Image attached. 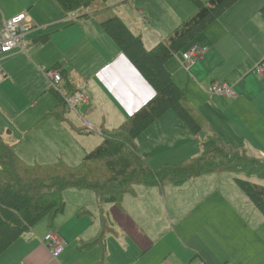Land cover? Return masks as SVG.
Masks as SVG:
<instances>
[{
	"label": "crops",
	"instance_id": "crops-1",
	"mask_svg": "<svg viewBox=\"0 0 264 264\" xmlns=\"http://www.w3.org/2000/svg\"><path fill=\"white\" fill-rule=\"evenodd\" d=\"M106 3L141 35L147 49L155 47L196 10L191 0ZM35 4L43 7V20L35 8L30 11ZM121 7L133 20L124 17ZM26 12L29 31L23 40L32 39L24 51L17 48L0 54L4 55L0 88L11 81L17 64L32 66L38 79L34 86L39 81L41 85L34 88L33 93L39 92L28 106L31 114L21 122L3 116L0 134L15 144L30 164L59 159L69 165L79 160V164L102 142V129L120 126L154 95V90L96 17L71 24L78 13L67 15L56 2L46 0H34ZM46 37L45 42L50 37L47 44L31 46L30 40L44 42ZM195 43L207 51L189 70L185 68L184 84L175 79L172 60L167 62L175 83L217 136L252 155L264 156V82L255 71L260 64L264 67V0H237L197 36ZM27 51L31 58L24 53ZM35 62L43 63V70L34 66ZM90 62L92 67L85 75V65ZM58 65L63 71L58 84L62 94L81 89L88 98L78 110L89 127L82 125L78 114L77 124L66 114V120L50 117L39 124L58 103L45 79V73ZM213 83L232 86L236 97L207 92ZM95 130L102 138L89 140L87 136ZM209 133L193 134L175 112L168 111L137 138V151L148 162L155 161L153 169L159 170L201 155ZM159 161L164 164H157ZM219 173L193 177L182 185H137L120 204L101 205L91 190L68 189L65 209L52 226L47 219L40 221L0 255V264H193L198 259L207 264H264V215ZM50 230L58 232L65 242L57 257L43 242ZM101 232L102 241L86 247L102 237Z\"/></svg>",
	"mask_w": 264,
	"mask_h": 264
},
{
	"label": "trees",
	"instance_id": "trees-1",
	"mask_svg": "<svg viewBox=\"0 0 264 264\" xmlns=\"http://www.w3.org/2000/svg\"><path fill=\"white\" fill-rule=\"evenodd\" d=\"M191 1L195 12L155 47L147 49L141 35L135 34L106 0H55L67 15L79 14L71 24L96 17L122 54L152 86L154 95L120 126L102 129V142L77 165L62 159L30 164L19 155L16 145L0 134V255L40 221L47 219L52 226L65 209V191L72 188L95 192L101 205L120 204L126 194L134 193L137 185H182L193 177L216 171L244 173L248 178L236 177V182L264 215V185L249 179L253 175L264 179V156L252 155L217 136L166 67L174 55L195 43L197 36L237 0ZM50 89L58 103L39 124L50 117L66 120V95L61 89ZM170 110L193 134L210 133L203 141L201 155L155 170L137 151L136 140ZM101 236L86 247L101 242L104 233Z\"/></svg>",
	"mask_w": 264,
	"mask_h": 264
},
{
	"label": "rangeland",
	"instance_id": "rangeland-1",
	"mask_svg": "<svg viewBox=\"0 0 264 264\" xmlns=\"http://www.w3.org/2000/svg\"><path fill=\"white\" fill-rule=\"evenodd\" d=\"M46 1H51V3H53L55 5V1L54 0H46ZM33 2H34V0H0V10L2 12L3 19H5V20L11 19V17H10V16H12L11 14L16 13L20 9H23L24 11L23 10L22 11L25 12L26 15L28 16V13L26 11L28 10V6L33 4ZM34 8H35V12L39 16V18L41 20H43L44 19L43 7L40 6V5L37 6V4H35V6L30 9V11L32 9H34ZM120 10L124 14V17L127 20H133V16H131L130 14L126 13L123 10L122 7L120 8ZM38 24H39V26H43L44 23L43 24L38 23ZM28 31L25 33V35H27ZM29 39H32V38L25 37V39L22 41V45H27V43H30ZM49 40H50V37H49ZM49 40L47 42H45V41L42 42L41 40H36V41L30 40V41H31V46H32L35 43H40V44L45 45V44H47L49 42ZM188 47L180 50L176 55H174L170 59V60H172L170 65H171L173 71L177 72L175 79L176 80L177 79L178 80L181 79V81H180L181 84H184L186 82V80H187L186 69L189 70V68L185 67L184 60L182 59L183 52H185V50L188 49ZM10 53H12V52H10ZM10 53H8V54H10ZM24 53L31 58L30 51H27V52H24ZM1 56H4V55H0V65H1L2 69H4V63L1 62ZM32 59L35 60L34 58H32ZM42 65H44V64L43 63H36V62L34 63V66H37L39 68V70L42 69V67H41ZM46 66L51 67L52 64H48ZM91 67H92V63L91 62L85 65V70H84L85 75L90 72ZM12 70L14 72V76H10L9 77L11 79V81L6 83L4 85V87H3V89L0 88V120L3 118V116H9L11 120H16L18 122H21L22 120H24V117L27 118L28 115L31 114V112H29V110H28V106L36 98V93L38 94V92H39L38 90H36V93H33V91H35L34 88L38 87V85H41V84H40V81L39 82H35V86H34V81L38 80V79L35 76L34 68L32 66H30L29 64H27V65H25V64L14 65ZM255 71H256V69H255ZM40 72H42V71H40ZM45 75H46V73H45ZM46 77H47V75H46ZM47 78H45L46 82H48V86H51V82H50V80H47ZM263 82H264V80H263ZM209 87L208 88L207 87H202V88L203 89L207 88L206 90H207V92H209ZM187 88H188L187 90L189 91V87L188 86H187ZM190 91H191V89H190ZM45 101L46 100L44 99L43 104L45 103ZM14 108H17L18 110L14 112ZM67 115L73 120V122L75 124H77V119L79 118L80 122H82V125L83 124L85 125V121H84V120H86L85 117H83V118L82 117H78V116L75 115L74 112H70V111H68ZM76 117H78V118H76ZM170 118L171 117H167L166 119H170ZM82 125L79 126V127H84ZM152 125H150V126H152ZM97 136L101 137L100 133L97 130H95V132L89 134L87 137H89V140H90V139H95ZM78 162H79V160L77 162H75V163H74V161H71L70 164L71 165H75V164L77 165ZM149 162H150V165H151L152 168H153L154 164H156V162L153 161V160H152V162L151 161H149ZM157 164L161 165V164H164V163H162V161H159V163H157ZM217 172L218 171L213 172V173H209V174H214V173H217ZM209 174H205V176L209 175ZM219 174L224 175V177L226 178V183H233L238 188H240V187H239V185L236 182V177H242V178H246V179L248 178L247 176L244 175V173L220 172ZM200 177H204V175H201ZM249 179L251 181H254V182H258L260 180L264 181V179H259L258 177L254 176V175L252 177H250ZM258 183L264 185L263 182H258Z\"/></svg>",
	"mask_w": 264,
	"mask_h": 264
},
{
	"label": "built area",
	"instance_id": "built-area-1",
	"mask_svg": "<svg viewBox=\"0 0 264 264\" xmlns=\"http://www.w3.org/2000/svg\"><path fill=\"white\" fill-rule=\"evenodd\" d=\"M28 16L25 12H21L9 20L3 19L0 22V54H8L13 52L15 49L19 48L22 51L25 50V45H22V40L25 33L29 30L27 26ZM207 48L200 46L197 43H193L188 47V49L183 52L182 59L184 60V65L186 68H190L197 59L201 58ZM2 73V67L0 65V74ZM256 73L258 76L264 80V67L263 65H258L256 67ZM47 77L51 82V86L58 88V84L63 80V75L58 69H50L46 72ZM209 93L213 95H224L228 97H236V92L232 86L225 83H213L209 88ZM68 111L78 114L80 117L83 116L79 113V106L83 103H88V98L84 95L81 89L75 91L74 93L65 96L64 98ZM85 121V126L89 127L90 123ZM43 242L50 249L54 257L59 256L65 246L64 239L62 236L54 231L50 230L44 236ZM193 264H207L202 260H197ZM231 264V263H226Z\"/></svg>",
	"mask_w": 264,
	"mask_h": 264
}]
</instances>
